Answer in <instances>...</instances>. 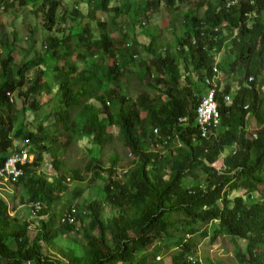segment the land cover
Instances as JSON below:
<instances>
[{
	"label": "trees",
	"instance_id": "16d2710c",
	"mask_svg": "<svg viewBox=\"0 0 264 264\" xmlns=\"http://www.w3.org/2000/svg\"><path fill=\"white\" fill-rule=\"evenodd\" d=\"M9 1L0 0V11ZM29 1L36 3L35 9L42 15L40 26L44 30L43 40L48 44L45 50L37 49L36 57L41 61L30 59L19 65L14 62L12 53L17 48L18 32L15 29L9 34L0 32V168L15 151L33 154L32 162L19 164L23 174L8 182L24 191L22 200L30 202L31 208L35 202H40L42 208L37 215L40 218L37 232L31 237L30 224L11 218L6 199L0 198V264H27L28 261L30 264H114L141 248L145 250L156 237H162L159 229L172 226L184 235H193L200 231L198 223L208 224L214 219H219L217 233L228 235L234 241L236 237L247 241V251H237L243 263L264 264V193L260 200V194L254 190V185L264 179L260 177L264 168V93L257 90L260 83L264 84V24L260 21L264 15V0H257L255 5L248 0H209L203 15L199 12L201 3L197 11L187 9L191 0H146L136 16L127 17L126 29L131 31L132 27L139 29L152 24L147 17L149 11L155 13L172 7L177 13L186 12L184 25L187 27L176 40V52L183 56L180 59L174 57L168 47H154L152 42L141 46L133 40L132 44L124 46L122 41L127 31L118 43L110 37V29H118L117 14L103 20L96 18L97 12L90 13L92 18L84 27L80 24V29L71 25L72 22L67 23L68 11L65 10L66 15L62 13L61 0H18V3L24 5ZM99 1L87 3L92 2L96 10L107 11L109 0ZM230 2L234 4L229 8ZM87 5L76 1L70 7L71 16L84 20ZM224 26L232 32H241L238 39L241 56L231 54L233 60L237 57L231 65L235 74L238 68L245 69L248 78L241 86L226 82L223 87L219 77L220 125L210 139H203L197 108L210 88H214L205 80L215 75L214 68L219 62L216 53L226 44ZM74 35L78 36L75 42ZM93 47L102 57L101 63L89 59L92 58L89 50ZM95 52L93 50L92 55ZM140 54L150 59L143 56L144 60L135 62L134 57L137 59ZM186 54L190 56L185 57ZM107 57L113 61L112 65ZM187 62L194 63L200 81L197 84L199 99H194V103L179 97L178 82L184 76L180 66L188 70L182 65ZM133 64L137 66L129 69ZM30 69L33 76L28 78ZM224 69L226 71L225 66ZM145 75L152 82L157 75L158 84L171 88L167 102L159 103L146 93H140L137 98L128 95L127 79L130 76L143 79ZM251 75L255 81H250ZM166 77L173 82H167ZM42 92L58 94L51 99L52 107L42 102ZM229 94H235V101L230 105L225 103V96ZM246 104H249L247 110L244 109ZM20 110H24V114L19 120ZM140 110L146 112L143 119ZM38 116L41 120L35 126ZM102 119L108 128L120 122L121 139L131 154L139 158L128 173L120 176L122 178L116 179L118 170L114 166L104 169L98 159V154H103L112 139ZM48 120L55 125L52 132L45 129ZM251 126L260 129L250 131ZM16 127L17 132L12 135ZM255 133L257 138L253 136ZM73 136H85L87 152L96 153L87 169L95 165L91 181L100 186H95L92 199L69 206L62 215L76 208L77 222L60 220L57 227L51 205L64 195L72 198V194H66L70 191L68 176L79 184L77 191L82 190L85 181L79 170L69 172L71 169L64 168L62 158ZM61 137H66L67 141L63 143ZM151 145L159 146L160 151H145ZM165 149L168 151L164 152ZM222 155L225 156L224 170L219 171L213 165ZM45 156L52 159L57 175L47 177L39 170ZM114 160L112 164L116 165ZM228 187L231 190L228 191ZM243 188L247 191L239 195ZM44 215L48 217L42 218ZM85 218L89 221L79 229V222H84ZM130 230L134 236H130ZM72 233H82L86 238L80 245L83 255L78 254L75 247L63 250L57 245L55 239ZM176 240L168 244L169 249L181 246L180 243L183 248L173 255V264H201L199 259L193 262L187 257V253L195 254L194 245L184 242L183 235ZM112 241L117 243L116 250Z\"/></svg>",
	"mask_w": 264,
	"mask_h": 264
},
{
	"label": "rangeland",
	"instance_id": "374dc122",
	"mask_svg": "<svg viewBox=\"0 0 264 264\" xmlns=\"http://www.w3.org/2000/svg\"><path fill=\"white\" fill-rule=\"evenodd\" d=\"M39 1V0H34ZM62 6L61 11L64 15L65 10L68 11V14H70V7L75 4L76 1L83 2L87 5L86 10L84 11V16L86 18L82 20L81 18H74V16L66 15V21L68 24L80 27V24H82V27L85 26V23L88 22L92 16H90V13L97 12L96 18L103 19H111V17L114 16V14H117L119 18H117L118 22V29H110V37H112L114 40H118V43H121L122 37L125 35L127 31V37L122 41V44L124 46H129L132 44L133 40H136L141 46L142 45H148L149 42H152L154 44V47H168L169 50L173 53V55H176L174 57H177L180 59L181 56L180 52H176L177 46H176V40L178 37L183 36L185 32V28L187 27L184 25L186 18L184 16L185 13L179 12L173 10L172 7H168V10L161 8L155 13H151L150 11L147 14V17H149L152 21V24L148 25L147 27H140L137 29V27L134 29V27L131 28V31H128L126 28L128 24L126 23L127 17H133L136 16L135 13H137V10L139 7H144L146 5V0H109L108 3V10L103 11L101 9L96 10L95 5H92V2L89 4L90 0H61ZM92 1V0H91ZM99 1V0H98ZM209 0H191L189 3L188 8H191L192 10L196 11L198 10V4L201 3L202 8L199 9L200 15L204 14V8L207 7V2ZM100 2V1H99ZM36 3H32V1L27 2L24 5H20L18 3V0H11L9 1V4L6 6L3 11H0V32L4 31L6 34H9L12 32L13 29H15L18 32L17 41H16V47L13 53L14 62L18 63L19 65H22L27 60H34V61H41V59L37 58V49L40 48V50H45L47 42L43 40L44 38V30L40 26L42 22V15L41 13L37 12V9H35ZM35 9V10H34ZM85 9V7H83ZM116 9V11H115ZM36 11V12H35ZM151 15V16H148ZM136 18V17H135ZM133 19V18H132ZM260 21L262 24H264V15L260 17ZM95 26V23L92 25ZM59 27V26H58ZM36 29V32H35ZM81 29V27H80ZM76 31L79 32L80 30ZM61 30V29H59ZM121 30L123 32L121 33ZM125 30V31H124ZM96 32H99V29L96 28ZM224 38L226 40V44L220 49V52L216 53L219 58V62L216 65L220 70V75L224 82L227 81L228 76L230 75L232 79L234 80V87L236 85L241 86V83L247 82L248 76L245 75L246 71L245 69L238 68V72L235 74L233 71L234 68H232V61H236L237 57L233 58L232 55H238L241 56V46L238 45V39L241 38V35L239 32H232L230 28L227 26L223 28ZM127 39V40H125ZM78 40V36H73V41L75 42ZM120 40V41H119ZM12 43L11 39L9 40V44ZM139 46V49H142V47ZM20 48H24V50H21ZM43 48V49H42ZM1 50V47H0ZM28 50V51H27ZM96 51V48H91L89 51V55L92 58H89L95 62H100L102 57L97 55L96 52L94 55H92V52ZM176 53V54H175ZM232 54V55H231ZM37 56V57H36ZM143 56L146 57L145 54H140L139 57L136 59L134 57V60L142 61ZM189 54H186L185 57H189ZM150 58L146 57V60H149ZM107 62L109 65L113 64V61L107 57ZM234 63V62H233ZM84 64V61H83ZM222 64V68L220 67ZM185 68H188V70L184 71V68L180 66V71L184 76H181L180 82H178V85L180 86V98H184V100H187L189 102L194 103V99L197 100L198 98V87L197 84L200 82L198 79V76L196 77V70L195 65L193 62H187L186 65L182 64ZM230 65V67H229ZM137 66V65H136ZM135 64L130 65L128 68L133 67V69L136 67ZM224 66L226 67V71L224 69ZM95 68V67H94ZM97 68V67H96ZM222 70H221V69ZM228 68L230 69L228 72ZM99 71V69H97ZM205 73V71H204ZM128 73V77H129ZM188 75V76H187ZM33 76L32 69L29 70L26 77L30 78ZM163 78L164 75H161ZM253 75H251L252 77ZM157 75H155V78ZM190 77V78H189ZM152 79L150 81V78L148 75H145L143 79H139L138 77L130 76V78L127 79V86H129L128 89V95H133L134 98H137L140 93H146L149 95L150 99H156V101L159 103H165L170 98V94H168V91L171 90V88L168 87L167 84H158L156 79ZM264 79V78H263ZM262 79V80H263ZM167 82L172 83V79L169 77H166ZM260 80L262 83L263 81ZM125 85V83H123ZM263 84H259L258 88L263 87ZM259 88V89H260ZM134 91H138L136 94ZM262 92V90H261ZM56 92L52 93H44L42 92L40 94L42 98V102H45V106L52 107L54 105V101L51 99L55 96L57 97L58 94H55ZM263 93V92H262ZM235 101V97H233ZM31 100H29L30 102ZM28 102V103H29ZM22 104L19 105L21 107ZM48 108V107H47ZM24 114V110H20L18 113V119L22 118ZM140 116L141 118H145L146 112L144 110H140ZM20 120V119H19ZM41 120V116H38L37 119L34 121L35 126L38 125V123ZM104 123V129L106 132L112 135V139L110 141L109 146L103 151V154H98V159L101 160V166L104 169H110L111 167H115V171L117 178H122L120 176H124L125 170L128 172L130 171V167L132 165H135L139 158L136 155H132L130 152V149H128L125 146L124 141L121 139L120 129L121 124L120 122H117V124L111 128H108L106 126L105 120L102 119ZM255 127V126H251ZM45 129L49 131H54L55 125L52 123L51 120H48L45 122ZM254 128V130H256ZM154 132L155 129L153 128ZM17 132V127L14 128L12 135H15ZM17 138H15L16 140ZM17 141V140H16ZM61 141L65 143L67 141L66 137H61ZM86 147L88 146V141L85 139V136L81 137H72V141L70 142L68 146V150L65 152V155L63 156L64 160V168L71 169L69 172H73V170H79L81 176L85 179L82 185V192L77 191L79 189V184L77 182H74V179L71 176H68L67 183L69 184L70 191L66 192V194H72V198L70 195H64L57 203L55 202L53 205H51L53 210L51 209V214L55 213L56 218V226H60V220H62V215L67 212V208L69 206H75L77 204H81L84 201H88L89 199H92L94 188L99 187L100 183H95L91 181V178L93 177L94 170L96 169L95 165L91 167V170L87 169V165L90 164L91 159L95 157L94 153L93 155L89 154L86 150ZM160 151L159 146H147L145 151ZM168 149H165L164 152H167ZM115 157H119V160H114ZM116 161V165L112 164V161ZM52 159L49 156L44 157V163L43 166L39 169L43 174H45L47 177H52L57 175L54 171L52 165H51ZM224 162H225V156H220L218 158V161L213 165L216 169L219 171L224 170ZM264 167V165H263ZM124 169V170H123ZM60 174V172H58ZM115 174V175H116ZM113 175V176H115ZM260 177L264 178V168L261 171ZM204 176L202 175L200 177L201 180H203ZM125 181V179H124ZM200 181V180H199ZM96 186V187H95ZM75 194H73V191H75ZM227 190H231L230 187L227 188ZM254 190L257 191L258 194H260V200H263L261 198V195L264 193V179L261 182H257L256 185H254ZM247 190L245 188L240 190V194L245 193ZM24 191L22 189H18L15 184H10L9 182H5L0 186V198L6 199L8 203V213L11 218L16 217L17 220L21 223L24 221L28 222L30 224L29 229V235L31 237L35 236L38 226H39V217L33 216L31 212V206L29 205L30 202L23 201ZM78 196V197H77ZM75 198V199H74ZM46 203V202H45ZM48 206L49 204L46 203ZM64 207L63 210H61ZM117 212V211H116ZM104 215L107 214L106 210L103 212ZM170 215L174 216L175 214L173 212H170ZM48 217L47 215L42 216V218ZM84 221V220H83ZM89 221V218H85L84 222H79V229L83 225V223H87ZM219 223V219L212 220L211 223H198L197 227L199 225L200 231L194 233L193 235L190 233L182 234L179 229H176L175 227L168 226L165 229H159L160 236L162 237H156L153 242H151L147 248L139 249L136 252H133L126 257L119 258L116 263L114 264H173V255L179 253L182 251V243H180L178 247H175L174 249H169L168 244H173L176 240V237L182 236L184 242H189L192 246L194 245L195 254L194 253H187V257L193 262L197 259H199L201 264H245L237 255L238 250H243L244 252L247 251V241L241 237H236L235 241L234 239H231L228 235H223L221 233H217L216 229L217 225ZM78 225V223H77ZM216 230V231H215ZM95 234L98 233L97 230L94 231ZM214 233L216 234L215 236ZM80 235H77L75 233L69 234V235H61L56 240L57 245L61 248L68 249L69 247H75L78 251V254L83 255V250L80 247L82 243L85 242L86 238L83 237L82 233H78ZM130 236H134V232L130 230L129 232ZM206 234V235H205ZM213 237V239H212ZM75 238L76 240L72 239ZM132 242V241H130ZM184 244V243H183ZM111 245L113 246L114 250H116V242H111ZM69 250V249H68ZM66 250V251H68ZM144 254V255H143ZM64 256V255H63ZM62 260H65L66 262H69V260L66 257H61ZM86 257V262H87ZM79 263V262H78ZM72 264V263H71ZM83 264H86L83 262Z\"/></svg>",
	"mask_w": 264,
	"mask_h": 264
},
{
	"label": "built area",
	"instance_id": "2783aa9c",
	"mask_svg": "<svg viewBox=\"0 0 264 264\" xmlns=\"http://www.w3.org/2000/svg\"><path fill=\"white\" fill-rule=\"evenodd\" d=\"M249 3L255 5L257 0H248ZM234 3L230 2L228 7L230 8ZM247 16L250 17L249 14ZM215 75L213 77H208L205 82L208 86H214V88H210V91L206 96L201 100L200 105L197 108L198 115V125L200 128V135L203 139H210L213 134L214 129H216L220 125V116H221V101L218 97V80L220 70L218 67L214 68ZM250 81H255V77H251ZM234 99L233 95L229 94L225 96V103L228 105L233 104ZM249 105H245L244 109L247 110ZM158 133L159 131L156 130ZM257 138V134L253 135ZM34 160V155L28 153L27 151L18 152L15 151L10 157H8L7 161L0 168V185L8 182L10 180H16L21 174H23V169L19 166L20 163L32 162ZM125 174L128 173L127 170L124 171ZM42 208L40 202H35L32 204L31 212L33 216H37L38 212ZM77 210L76 208H72V212L68 215L64 216L62 220L70 221L71 223L77 222L76 217ZM27 264H30L28 261Z\"/></svg>",
	"mask_w": 264,
	"mask_h": 264
},
{
	"label": "crops",
	"instance_id": "0c3cea01",
	"mask_svg": "<svg viewBox=\"0 0 264 264\" xmlns=\"http://www.w3.org/2000/svg\"><path fill=\"white\" fill-rule=\"evenodd\" d=\"M219 77H220V80H222L221 83H222L223 87H225V85H227L226 82L231 83V84H234V80L232 79V77H231L230 75L228 76L226 82L223 81L221 75H220ZM229 81H231V82H229ZM263 85H264V84H263ZM238 86H239V85H236V87H238ZM257 90H258V91H261V90H262V92L264 93V86L261 87L260 89L257 88ZM232 95H233V94H232ZM234 95H235V94H234ZM246 105H249V104H246ZM262 127H264V125H263ZM254 128H256V127H252V128L250 127L249 130H250V131H256V130H254ZM257 129H260V127H257Z\"/></svg>",
	"mask_w": 264,
	"mask_h": 264
},
{
	"label": "clouds",
	"instance_id": "9594fccd",
	"mask_svg": "<svg viewBox=\"0 0 264 264\" xmlns=\"http://www.w3.org/2000/svg\"><path fill=\"white\" fill-rule=\"evenodd\" d=\"M233 97H235L234 95H233ZM159 131V130H158ZM255 138V137H254Z\"/></svg>",
	"mask_w": 264,
	"mask_h": 264
}]
</instances>
